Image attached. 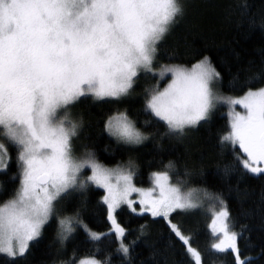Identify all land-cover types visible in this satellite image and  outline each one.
Returning <instances> with one entry per match:
<instances>
[{"label":"snow or ice","instance_id":"obj_1","mask_svg":"<svg viewBox=\"0 0 264 264\" xmlns=\"http://www.w3.org/2000/svg\"><path fill=\"white\" fill-rule=\"evenodd\" d=\"M247 7L243 5L242 14ZM184 14L183 0H0V173L12 161L11 145L17 166L12 179L19 178L12 197L0 204V254L9 264L26 259L53 217L62 248L77 225L92 241L103 239L86 229L78 212L61 214L58 208L63 194L90 184L105 192L102 202L120 240L117 252L125 258L130 253L126 229L116 217L122 206L165 219L194 264H202L201 253L172 217L178 210L206 208L211 250L231 252L234 264H251V257L242 258V232L233 229L223 197L188 187L178 173L174 180V162L152 172L153 186L145 188L137 186L135 161L109 167L94 152L78 154L74 148L82 120L71 109L82 97L120 100L142 75L152 76L158 80L145 89V111L163 121L169 132L183 136L209 120L218 105H226L229 130L220 143L231 148L244 173L264 176V87H249L239 97L224 95L218 90L221 74L207 56L191 67L158 61V45ZM166 76L170 80L161 88L159 80ZM238 105L243 111L236 110ZM104 129L127 145L149 138L126 110L108 115ZM53 264H110V258L90 255L77 261L74 252Z\"/></svg>","mask_w":264,"mask_h":264},{"label":"trees","instance_id":"obj_2","mask_svg":"<svg viewBox=\"0 0 264 264\" xmlns=\"http://www.w3.org/2000/svg\"><path fill=\"white\" fill-rule=\"evenodd\" d=\"M185 14L158 45V61L191 66L207 56L221 74L222 93L232 96L245 94L249 87L264 86V0H183ZM247 4L244 13L243 5ZM251 21H255L254 24ZM142 77L130 95L120 100H96L82 97L73 106L76 119L82 127L76 142L83 150L92 151L97 159L113 167L133 160L137 164L136 183L147 187L150 174L163 170L174 162V180L187 181L188 187L207 188L219 193L226 201L233 229L242 232L238 241L242 258L251 257V264H264V176L244 173L230 147L220 143L229 130L226 109L219 107L211 118L183 136L169 132L163 121L145 111V89L157 78L145 84ZM126 110L149 138L140 145H127L110 136L104 129L108 115ZM147 121V123H145ZM83 151V152H84ZM226 169L228 170L226 172ZM190 175H185V172ZM15 157L6 172L0 173V204L10 199L19 178L15 180ZM103 189L90 185L63 196L58 208L61 214L79 213V219L88 231L103 234L99 242L92 241L85 228L76 226L75 233L63 248L57 239V218L45 226L42 236L33 242L26 259L18 264H53L56 259H70L75 252L77 261L95 255L110 264H194L186 254L185 246L172 234L168 222L131 212L126 206L117 210V220L125 227L124 243L130 248L129 258L117 252L120 240L111 231L107 207L102 202ZM172 223L191 236L192 247L202 256V264H234V255L217 254L211 250L213 238L208 224L210 215L199 210L177 211ZM141 226L144 234H141ZM0 264H9L0 254Z\"/></svg>","mask_w":264,"mask_h":264},{"label":"rangeland","instance_id":"obj_3","mask_svg":"<svg viewBox=\"0 0 264 264\" xmlns=\"http://www.w3.org/2000/svg\"><path fill=\"white\" fill-rule=\"evenodd\" d=\"M170 32H171V30H170ZM169 32V33H170ZM168 33V34H169ZM168 34H166V36L168 35ZM192 66V65H191ZM191 66H188V67H191ZM145 77V76H144ZM146 79H145V84H146V86H148L149 85V82L150 81H152L153 79H154V77H152V76H147V77H145ZM157 80H158V78H157ZM169 80H170V76H166L163 80H159V84H160V86H161V88H163L164 86H166V84L169 82ZM157 82V81H156ZM264 87V86H263ZM218 90L222 93V91H221V89H220V81H219V83H218ZM222 94H224V93H222ZM224 95H227V94H224ZM244 95V94H243ZM230 96H232V95H230ZM242 96V95H241ZM235 97H239V96H235ZM219 107H223V108H225L226 110V113H228V108H227V106L226 105H218L217 106V108L216 109H218ZM215 109V110H216ZM236 110L237 111H243V109H242V107L241 106H237L236 107ZM71 114H72V116L74 117V118H76V114H75V112H74V110H73V108L71 109ZM77 139V138H76ZM76 139L74 140V148H75V150H76V152L78 153V154H81V153H83V148H82V144H81V142H76L75 143V141H76ZM8 147H9V152H10V154L12 155V156H16V152H15V149H14V147H12L11 145H8ZM86 175H90V172H88L87 170H86ZM91 185V184H90ZM89 185V186H90ZM1 186V185H0ZM94 186V185H93ZM138 186V185H137ZM153 185L152 184H149V186H147V187H145V188H148V187H152ZM139 187H143V186H139ZM77 189H70L67 193H65V194H63V196H65V195H67V194H69V193H72V192H74V191H76ZM105 195V194H104ZM139 210V209H138ZM201 211H203V212H205L206 214H208L209 215V213H208V211H207V209L206 208H203V209H200ZM179 211V210H178ZM116 217H117V213H116ZM111 231L112 232H114V230H113V228L111 229Z\"/></svg>","mask_w":264,"mask_h":264}]
</instances>
